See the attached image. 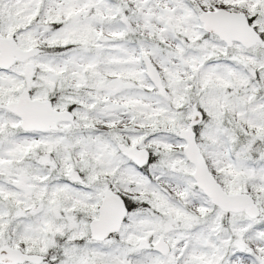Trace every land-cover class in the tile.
I'll return each instance as SVG.
<instances>
[{
    "label": "snow or ice",
    "instance_id": "obj_1",
    "mask_svg": "<svg viewBox=\"0 0 264 264\" xmlns=\"http://www.w3.org/2000/svg\"><path fill=\"white\" fill-rule=\"evenodd\" d=\"M0 264H264V0H0Z\"/></svg>",
    "mask_w": 264,
    "mask_h": 264
}]
</instances>
